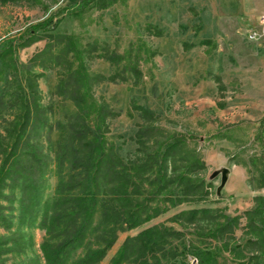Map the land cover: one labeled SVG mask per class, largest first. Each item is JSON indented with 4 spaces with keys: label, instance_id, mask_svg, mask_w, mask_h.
Returning <instances> with one entry per match:
<instances>
[{
    "label": "rangeland",
    "instance_id": "rangeland-1",
    "mask_svg": "<svg viewBox=\"0 0 264 264\" xmlns=\"http://www.w3.org/2000/svg\"><path fill=\"white\" fill-rule=\"evenodd\" d=\"M79 1L0 2V52L16 40L14 50L0 59V152L19 114L12 99L15 93L32 92L51 125L66 123L76 111L72 102L55 94L59 75L58 68L50 65L49 52L44 51L48 34L38 33L25 47L17 39L28 37L31 29L54 18L57 25L52 33L75 34L83 44L97 42L121 55L129 51L133 57H142L139 64L133 60L131 65L142 73L141 80L136 83L130 73V80L105 81L94 91L117 115L108 121V144L127 162L143 156L137 143L143 127L150 128L152 152L157 150L154 141L175 133L187 136V150L196 151L205 162L206 168L196 177L206 181L209 195L204 202L183 204L141 228L119 233L100 264H110L127 237L160 224L183 231L184 238L175 245L208 246L219 264H247L252 255L262 252L258 245H245L251 236L244 227L246 213L264 206V200L256 201L264 197V189L258 188V172H264V165L258 170L250 166L255 155L263 153L256 136L264 118V0H116L107 9L91 7L79 16L70 14ZM88 65L93 74L121 79L125 64L115 67L94 59ZM140 108L150 111V116H143ZM66 139L67 133L58 130L43 131L34 138L51 163L45 199L53 197L58 183L54 149ZM6 193L10 200L4 205L6 213L13 215V226L10 230L0 227V236L16 239L17 246L4 262L45 264L41 252L45 231L20 226L21 193L9 189ZM202 208L211 209L220 221L224 216L242 217L240 229L223 241H211L201 234L207 225L204 221L189 224L183 215L179 222L184 226L169 222L182 212ZM99 219L100 215L96 222ZM84 252L81 249L78 255ZM178 262L199 264L189 254Z\"/></svg>",
    "mask_w": 264,
    "mask_h": 264
},
{
    "label": "trees",
    "instance_id": "trees-1",
    "mask_svg": "<svg viewBox=\"0 0 264 264\" xmlns=\"http://www.w3.org/2000/svg\"><path fill=\"white\" fill-rule=\"evenodd\" d=\"M8 1L12 0H0L2 4ZM115 2L80 0L69 12L79 16L91 7L103 10ZM56 25L57 21L51 18L31 29L28 37L17 40L25 47L38 33L48 34L49 43L44 51L49 52L50 65L58 68L59 75L55 94L72 102L76 111L66 123L51 125L39 103L32 99V92L13 96L19 114L11 122L7 145L0 152V227L10 230L13 226V215L10 211L6 213L8 207L4 202L10 200L8 189L18 190L20 226L45 231L41 244L45 264H100L115 246L119 233L141 228L183 204L204 202L209 195L208 186L196 175L206 167L200 154L187 150L189 138L183 134L154 141L157 150L149 151V127L141 128L137 136L143 156L125 162L106 138L108 121L117 115L108 103L95 97L94 91L105 81L126 82L130 73L137 83L142 73L136 65L142 57H133L129 51L121 55L97 42L83 44L75 34L52 33ZM15 43V39L8 42L0 52V59L14 50ZM94 59H103L115 67L125 64L121 79L91 73L88 63ZM133 60L136 65L131 66ZM139 110L146 118L151 114L146 109ZM260 128L256 140L263 153L250 161V166L257 170L264 165V118ZM54 130L66 132L67 139L54 149L58 183L53 197L45 199L51 163L34 138L43 131L50 134ZM258 188L264 189L261 171ZM263 200L262 196L256 198ZM98 215L100 219L96 222ZM183 215L189 224L206 222L201 234L211 241L233 236L242 219L224 216L220 221L211 209L202 208L182 212L169 222L184 226L185 223L179 222ZM246 218L244 230L251 237L245 245H258L262 252L244 258L249 260L247 264H264V206L248 211ZM184 236L183 231L166 224L144 229L126 238L110 264H180L178 258L186 254L196 257L199 264H219L217 255L208 246L175 245ZM16 244V239L0 236V264H6L4 257L15 252ZM81 249L85 252L79 256ZM225 249L229 250L228 246ZM241 250L232 249L237 254H242Z\"/></svg>",
    "mask_w": 264,
    "mask_h": 264
},
{
    "label": "water",
    "instance_id": "water-1",
    "mask_svg": "<svg viewBox=\"0 0 264 264\" xmlns=\"http://www.w3.org/2000/svg\"><path fill=\"white\" fill-rule=\"evenodd\" d=\"M227 172L226 170L223 172L224 178H223V185L226 183L227 181V176H226Z\"/></svg>",
    "mask_w": 264,
    "mask_h": 264
},
{
    "label": "built area",
    "instance_id": "built-area-1",
    "mask_svg": "<svg viewBox=\"0 0 264 264\" xmlns=\"http://www.w3.org/2000/svg\"><path fill=\"white\" fill-rule=\"evenodd\" d=\"M253 36V35H252Z\"/></svg>",
    "mask_w": 264,
    "mask_h": 264
}]
</instances>
